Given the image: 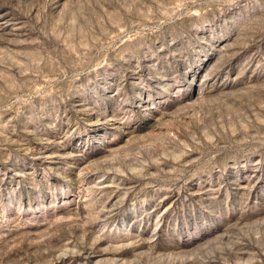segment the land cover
<instances>
[{
  "label": "rangeland",
  "instance_id": "374dc122",
  "mask_svg": "<svg viewBox=\"0 0 264 264\" xmlns=\"http://www.w3.org/2000/svg\"><path fill=\"white\" fill-rule=\"evenodd\" d=\"M0 264H264V0H0Z\"/></svg>",
  "mask_w": 264,
  "mask_h": 264
}]
</instances>
